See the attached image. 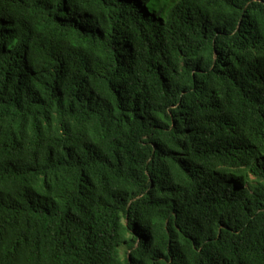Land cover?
<instances>
[{"label": "trees", "instance_id": "trees-1", "mask_svg": "<svg viewBox=\"0 0 264 264\" xmlns=\"http://www.w3.org/2000/svg\"><path fill=\"white\" fill-rule=\"evenodd\" d=\"M0 264H264V0H0Z\"/></svg>", "mask_w": 264, "mask_h": 264}]
</instances>
